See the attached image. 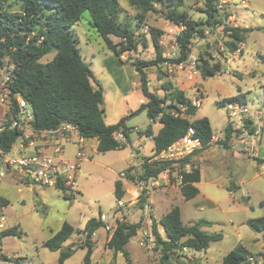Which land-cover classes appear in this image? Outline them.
Instances as JSON below:
<instances>
[{
    "label": "rangeland",
    "instance_id": "1",
    "mask_svg": "<svg viewBox=\"0 0 264 264\" xmlns=\"http://www.w3.org/2000/svg\"><path fill=\"white\" fill-rule=\"evenodd\" d=\"M117 2L120 7L118 22L129 26L130 34L137 42L136 50L121 53L123 59L120 56L115 58L90 27L88 13H83L69 31L77 41L83 62L102 87L105 125H114L125 118L127 137L124 138V147L99 153L93 150L95 140L86 142L88 160L80 165L75 192L65 195L55 188L29 185L17 170L5 166L0 159V200L6 204L3 213L7 229L15 228L21 232L20 235L0 238V256H4L0 258V264H57L59 252L49 251L43 243L64 222L74 228V233L61 248L74 250L64 264H83L86 248L80 246H83L85 236L80 232L89 219L98 218L99 214L106 216L110 232L107 235L100 227L92 235L91 264H127L121 254H113L106 248L115 221L116 224H132L141 220L137 235L125 247L131 264H221L223 256L237 245L252 255L261 254L264 252V231L258 234L246 225V221L264 216V164L246 154L236 140L227 141L226 146L213 143L193 156L201 170V179L196 186L199 193L193 199L184 200L179 188L162 184L150 195L149 209L145 214H140L138 207L133 206L134 187L128 180H120L118 174L126 170L136 154L152 156L153 142L149 137L160 127L158 123L150 122L145 110L138 111L142 92L140 76L133 65L136 61L147 63L156 59L150 29L161 33L158 44L162 62L143 68L148 90L160 98L167 96L166 105L172 104V89L181 91L192 104L199 101L194 116L189 119L207 118L212 133L220 140H225L223 131L227 115L224 105L219 102L237 94L244 95L250 111L263 112L261 134L256 145L257 156L264 160V0H229L215 14L218 23L206 26L204 0H183L177 11L185 12L189 19L202 24L199 30L203 34L194 33L188 58L179 64L174 61L179 57L176 38L182 28L167 21L162 14L153 12L138 22L136 9L129 7L126 0ZM6 4L11 12L21 10L17 0H7ZM224 26L250 29L235 53L229 52L226 46L229 39L223 32ZM109 40L112 45L120 42L114 36H109ZM53 55H46L40 62L50 61ZM200 57L211 64L219 62L221 72L203 80L194 66ZM10 70L11 67L5 64L0 71V94L4 97L0 103V116L3 110L8 112L11 105L4 85ZM167 84H171V89L165 91L163 87ZM149 125L151 132L146 133ZM73 153L74 147L67 145L65 156L71 157ZM16 156V153L9 155ZM117 180L122 182L124 191V207L120 214L116 212L114 195ZM172 207H178L184 225L207 221L209 224L201 226L200 231L220 234L221 239L211 242L202 251L175 250L162 262L161 247L142 248L138 239L154 222L163 237L159 220Z\"/></svg>",
    "mask_w": 264,
    "mask_h": 264
},
{
    "label": "trees",
    "instance_id": "2",
    "mask_svg": "<svg viewBox=\"0 0 264 264\" xmlns=\"http://www.w3.org/2000/svg\"><path fill=\"white\" fill-rule=\"evenodd\" d=\"M21 5L19 12H11L7 0H0V71L4 65L11 67L5 88L10 98V108L3 116L0 133V150L4 153L10 151L15 143L18 132L11 128V122L16 118L17 98L22 99L32 113V126L36 130L52 131L63 124L74 125L82 138L96 139V151L105 153L124 147V143L113 139L112 134L121 133L127 137L125 118H121L114 125H105L103 121V90L96 81L91 69L83 62L76 46L77 41L71 36L69 29L75 25L83 13L89 15V25L111 50L115 58H119L124 51L136 50L137 42L129 32L127 24L118 22L120 7L117 0H17ZM183 0H126L129 7L139 12L137 21L142 22L144 16L149 13H160L164 18L181 27L180 34L176 38L179 48V57L175 64L185 62L188 58L189 46L194 33L203 34L199 30L200 25L188 18L185 12L177 9L182 6ZM217 0H204L206 25L218 23L215 20ZM228 16H226L227 18ZM222 22V20H219ZM152 44L156 52V59L151 62H138L133 65L140 76L141 92L146 99L138 111L145 110L152 124L158 123L160 128L152 137L153 153L165 149L172 142L180 138L191 126L195 136L204 145L213 135L209 120L205 117L190 120L194 116L197 107L190 100L185 99L181 91L171 90L172 99L186 106L182 113L180 109L169 104L163 106L166 97L160 98L151 93L146 87L143 68L155 66L162 62L159 50L158 37L160 31L150 29ZM250 29L239 27H223V32L229 39L226 46L229 52L235 53L245 39ZM109 36L120 39L117 45H112ZM53 53V57L46 63L40 60ZM196 71L203 80L220 73L222 68L219 62L209 63L204 58H199L194 64ZM95 85V87L92 85ZM165 91L171 89V84L163 87ZM240 96V97H239ZM244 99V95L237 94L229 100L221 101V106L234 99ZM179 113L174 116L172 113ZM181 113L184 117H181ZM151 125L146 133H150ZM225 141L219 142L226 146L227 141L233 136L229 126L224 128ZM192 156L186 158L190 161ZM143 162L139 170V179L148 180L156 177L165 169V166L157 163H147L148 157H142ZM259 161V160H258ZM130 171L131 168H126ZM133 179V176H129ZM199 181L198 168L191 174H184L183 186L180 193L184 200H191L198 190L194 186ZM122 182L114 183V195L116 200L124 195ZM65 195V190L59 189ZM69 199V198H68ZM144 200L137 205L141 208ZM6 205L0 200V207ZM207 221L201 220L192 225H184L181 221L178 207H172L160 220L159 225L163 237L154 223L151 232L155 237V245L161 247L163 262L170 258L175 250L185 249L193 251L206 250L209 244L221 239L220 234H206L200 231V227L208 225ZM246 225L253 231H264V216L246 221ZM104 224L98 218L87 221L84 229L80 232L85 236L83 248H86L83 264H91L92 246L91 237L94 232ZM141 227V220L136 223H115L106 243L107 250L113 254H121L127 264H131L125 249L129 240L135 237ZM110 231H107V235ZM74 233V228L64 222L60 229L47 241L43 247L51 252H59L57 264H64L74 252L70 247L62 250V245ZM15 228L5 229L0 233V238L6 235H20ZM252 255L241 245L227 252L221 264H243L245 258Z\"/></svg>",
    "mask_w": 264,
    "mask_h": 264
},
{
    "label": "built area",
    "instance_id": "3",
    "mask_svg": "<svg viewBox=\"0 0 264 264\" xmlns=\"http://www.w3.org/2000/svg\"><path fill=\"white\" fill-rule=\"evenodd\" d=\"M229 0H217L216 9L228 3ZM122 56V55H121ZM120 56V57H121ZM123 59V57H121ZM8 96V94H6ZM5 96V97H6ZM4 97L0 94V103H3ZM199 101H195L196 107ZM172 104L177 106L183 113L186 109L184 104L178 103L172 99ZM163 106H166L164 103ZM227 115V126L233 132V136L240 145L244 147V152L252 158L259 159L257 156V142L261 134V119L263 112L260 110L250 111L244 99H234L224 105ZM181 113V117L184 115ZM177 116L179 113H172ZM11 128L18 132V137L11 147L10 151L4 153L0 150V159L5 166L17 170L24 182L29 185H37L46 188H59L65 190L68 194H73L77 187V177L80 165L83 161L88 160L86 154V142L90 139H84L80 136L78 129L71 124H63L52 131L36 130L32 126V113L26 103L18 98L16 118L11 122ZM3 130L0 123V133ZM113 139L117 142L124 143V137L121 133L112 134ZM153 136L150 135L149 139ZM218 138L211 136L208 145L215 143ZM67 145L74 147V153L71 158L65 157V148ZM52 148V154L47 155L45 149ZM204 145L201 140L195 136L194 129L189 126L183 136L172 142L165 149L158 153H153L148 157L147 163H157L165 166V169L156 177L148 180L139 179L140 166L143 163H133L128 168L130 171H122L118 174L120 180H128V183L134 187V203L137 206L141 199L144 204L137 211L142 214L149 209L150 195L162 184L170 185L176 188L183 186L184 174H191L196 169V164L192 161L196 152L202 150ZM16 153L15 158L9 157L10 154ZM192 156L190 161L186 158ZM2 175V174H0ZM134 175L133 179L129 176ZM124 207L122 199L116 202V212L120 214V209ZM4 207H0V233L7 228L6 219L3 213ZM98 219L104 224L103 228L108 231L106 216L99 214ZM116 223V221H115ZM138 245L142 248L151 249L155 247V237L151 228L145 231L138 239ZM4 256H0L3 258ZM7 257V256H5ZM243 264H264V252L259 255H248Z\"/></svg>",
    "mask_w": 264,
    "mask_h": 264
},
{
    "label": "crops",
    "instance_id": "4",
    "mask_svg": "<svg viewBox=\"0 0 264 264\" xmlns=\"http://www.w3.org/2000/svg\"><path fill=\"white\" fill-rule=\"evenodd\" d=\"M242 45V44H241ZM241 45H240V47H241ZM146 102V99L143 97V95L142 94H139V103H142V104H144ZM4 114H5V112H4V110H3V112L1 113V116H0V123H1V121L3 120V116H4ZM193 120V119H192ZM160 128V127H159ZM157 132V131H156ZM155 135V134H154ZM153 134H151V136H154ZM214 135V134H213ZM214 136H216V135H214ZM217 137V136H216ZM218 138V137H217ZM224 139H225V137H224ZM90 140H95L96 141V139H90ZM90 140H87V141H90ZM152 140V139H151ZM231 140H236V137L235 136H232L231 137V139L229 140V141H231ZM221 141H225V140H220V138H218V141L217 142H215V143H219V142H221ZM228 141V142H229ZM152 142H153V140H152ZM236 142L237 143H239L237 140H236ZM211 144H213V143H210L208 146H210ZM96 145H97V141L95 142V145H93V150H96ZM207 146V147H208ZM207 147H205V148H207ZM205 148H203V149H205ZM202 149V150H203ZM75 150V149H74ZM201 151V150H200ZM200 151H198V152H200ZM198 152H196L195 154H197ZM45 153L47 154V155H51L52 154V148L51 147H47L46 149H45ZM72 156H73V154H72ZM66 158H71V157H67V156H65ZM142 157H144V156H142V155H139V154H136L135 156H134V160H133V162L132 163H128L127 164V166H126V168L127 167H129L131 164H133V163H138L139 162V159L140 158H142ZM259 161V163H261V164H264V160L262 159V158H260V159H258ZM192 161L196 164V166H197V168H198V171H199V181L197 182V183H195L194 184V186L196 187L198 184H199V182H200V179H201V170H200V168H199V164H198V162L196 161V160H194V158H192ZM180 190V189H179ZM198 190V189H197ZM198 193H199V191H198ZM3 207H5V206H3ZM106 233H107V231H106ZM258 233V232H257ZM262 233V232H261ZM261 233H258V234H261ZM91 242L93 243V240H92V237H91ZM249 251V250H248Z\"/></svg>",
    "mask_w": 264,
    "mask_h": 264
}]
</instances>
